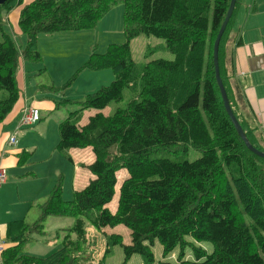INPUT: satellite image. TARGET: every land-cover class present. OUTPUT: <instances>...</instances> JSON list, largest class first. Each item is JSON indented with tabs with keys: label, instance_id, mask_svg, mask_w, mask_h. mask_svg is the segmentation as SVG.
<instances>
[{
	"label": "trees",
	"instance_id": "1",
	"mask_svg": "<svg viewBox=\"0 0 264 264\" xmlns=\"http://www.w3.org/2000/svg\"><path fill=\"white\" fill-rule=\"evenodd\" d=\"M117 1L34 0L26 5L25 0H7L0 5V91L6 93L0 99V125L21 97L17 75L22 63L41 59L39 35L92 30ZM240 2L220 43V74L236 118L252 145L264 152L255 128L238 112L225 68L224 45ZM230 3L123 0L126 42L111 45L105 54L93 53L87 63L95 72L112 68L115 79L78 102L79 109L58 126L59 152L92 148L95 158L88 168L94 178L82 190L73 191L70 200H64L59 178L37 222H10L3 238L9 248L1 254L2 264H93L85 257L87 227L101 233L119 226L131 232L129 245L110 236L114 245L123 248L122 264L134 255L143 256V264H264V159L249 151L237 134L214 68V44ZM18 9V26L27 37L25 50L12 31L3 28L4 15ZM141 35L163 39L174 59L150 61L138 70L131 42ZM137 81V95L125 108L107 114L111 103L124 100L126 89H136ZM60 89L39 87L43 94H59ZM59 101L55 110L62 104H77ZM86 111L94 113L85 118ZM189 148L202 157L181 163L151 160L159 150L187 153ZM122 170L129 174L123 182L118 180ZM117 185L120 198L113 214L107 205ZM50 218H71L75 225L63 239L56 237L61 243L50 254L31 253L29 246L47 235ZM156 241L163 248L161 261H156L152 250ZM204 243L212 245L211 252ZM177 249V261H165ZM187 249L193 252L192 260L186 258ZM97 264H104V259Z\"/></svg>",
	"mask_w": 264,
	"mask_h": 264
},
{
	"label": "rangeland",
	"instance_id": "2",
	"mask_svg": "<svg viewBox=\"0 0 264 264\" xmlns=\"http://www.w3.org/2000/svg\"><path fill=\"white\" fill-rule=\"evenodd\" d=\"M17 12H19V9L4 15L3 19L5 20V25H3V28L7 33H9L8 29L10 32L12 31L18 46L22 50H25L27 48V37L20 34L21 30L16 21ZM123 13V0H118L116 4L112 5L110 11L105 15L103 20L92 30L58 32L51 36H46L45 34L39 35L37 48L41 55V59L38 62H25L27 67H33L34 69L27 70V73L30 75L28 78L38 81V86L44 84L45 86L60 87L61 89L58 91V96L65 100H75L77 104L74 106L62 104L59 111L53 114L42 111L40 112V122L34 125L24 126L22 130L19 131L18 135L28 134V139L30 140L27 148L28 152H32L31 149L34 146L36 149L42 144L52 143L57 147L59 143V123L68 117L70 112L78 110V102L83 100L89 93L100 90L113 82L115 73L112 68L95 72L87 67V63L93 53L104 54L111 45L119 46L118 44L121 45L126 42ZM131 52L138 70H142L150 61L174 59V55L167 49L165 41L154 36L141 35L133 39L131 42ZM136 83L137 87L135 90L132 88L125 90L123 101L110 104L106 110L107 114L112 115L116 112L117 108L126 107L131 101L132 96L137 95L140 90V81ZM36 91L38 93L37 87ZM52 95L57 97L56 94ZM3 96H6V93L0 91V99L3 98ZM90 113H92V111H86L83 115L87 116ZM25 138L26 135L22 138L20 136L19 141ZM32 157L33 155L28 156V158ZM201 157L202 153L193 148H189L187 153L166 149L153 153L151 155V160L168 159L172 162L181 163L184 161L194 162ZM94 158L95 155L92 152V148L73 149L65 151L64 153L55 150L50 158L52 162L49 167H52V170L58 168V171H60L59 174L61 173L63 175L68 168H71L70 172L68 171V183L74 184V189H82L84 185L81 183V180H85L88 174H90L87 166L93 163L92 161ZM36 166L37 165H33L32 167L31 162H28L24 167L18 169L19 171H17V176L14 177V181H11L10 177H8V184L32 186L31 183L34 181H45V176L36 171ZM30 171L35 172L36 178H34L32 174H28ZM127 178L128 177L124 179V175H121V182L125 181ZM64 192V200H70L73 195L72 187H67L65 184ZM42 203H44V201H42L41 204ZM32 208L33 211L31 212L30 219L27 220L29 224H34L41 216L39 206L33 205ZM112 209H114V207H112ZM59 224L62 226L60 229L57 227ZM74 225L75 220L71 218H51L46 223V231L49 237L43 236L42 240L39 238L38 242H33L29 246L28 251L41 256L50 254L56 249V246L61 243V240H57L54 243L52 241L56 232L66 234L65 231L71 229ZM122 229L127 233L130 232L129 229ZM87 232L88 250L85 253V257L91 259L93 264H97L103 259L104 264H122L124 262L125 254L121 245H114L110 237L101 238L98 239V241H92L90 243L89 235L94 233V231L92 228L87 227ZM63 236L64 235H62L61 239H63ZM2 245L7 244L3 242ZM98 245H100L101 248H99ZM203 246L210 252L213 249L210 243H204ZM93 248L98 249V255L93 251ZM152 250L156 260L161 261L163 259V248L158 241H156ZM107 251L109 252L107 253ZM179 253L180 250L177 249L170 255L168 260L175 262ZM186 257L188 260L193 259V252L191 249L186 250ZM142 263H144V259L143 256L140 255H134L128 262V264Z\"/></svg>",
	"mask_w": 264,
	"mask_h": 264
},
{
	"label": "crops",
	"instance_id": "3",
	"mask_svg": "<svg viewBox=\"0 0 264 264\" xmlns=\"http://www.w3.org/2000/svg\"><path fill=\"white\" fill-rule=\"evenodd\" d=\"M33 1L34 0H25V4L28 5ZM19 14L20 9L19 12L16 13L17 24ZM224 50L226 52L225 68L230 77L229 85L237 101L238 112L244 121L246 120L248 124L253 125L260 145L264 149V0H241L228 31ZM25 62L22 63L21 69L17 75L21 97L12 113L0 125V170H4L6 175L5 183L0 185L1 239L4 238L6 227L10 222L25 220L26 223L29 224L27 220L30 219L31 212L33 211L32 206L36 205L41 208L42 204L48 200L59 178L63 179V198L65 194V184L67 187H72L73 193V191L85 188L90 180L94 178L91 173L88 174L85 180H81L84 187L82 189H74V184L68 183V171L70 172L71 168H68L63 175L61 173L59 174L60 171H58V168L52 170V167H49L52 162L50 159L52 153L55 152V150L58 151L54 144H42L36 149L34 146L31 149L32 152H28L27 148L30 140L28 139L27 133L18 135V139H20V136L22 138L25 135L26 138L19 141L17 146H11L9 144V137L14 132L19 134V131L26 126L22 125V120L25 111L29 107L37 108L40 112L45 111L49 114L59 111V109L55 110V102L59 101L61 97L56 93L57 97H54L55 95H52L53 93H41L39 87L44 84L38 86V81L28 78L30 75L27 73V70L34 69L33 67H27ZM93 113L88 114L85 118H88ZM30 155H33V157L28 158ZM28 162H31L32 167L33 165H37L35 167L37 169L36 171L45 176V181H34L31 183L32 186L8 184V177H10L11 181H14V177L17 176V171H19L18 169L24 167ZM28 174H32V176L36 178L35 172L30 171ZM119 175L120 178L121 175H124V179L128 177L125 170L118 172V179ZM120 188L121 187L117 185L113 201L107 205V208L113 214H115L118 209ZM42 201H44V203L41 204ZM112 207H114V209H112ZM57 227L60 229L62 226L59 224ZM121 227L122 226H119L114 229L105 228L102 229L101 233L97 232L93 227H90L94 231V233L89 235V237L93 239L90 242L98 241V239L101 238L117 236L123 238L124 244H131V232L127 233L122 229L125 227ZM62 235H64V233L56 232V235L52 238L53 243L57 241L56 237ZM46 236L49 237V234L47 233ZM42 239L43 238H41V240ZM98 247L101 248L100 245H98ZM7 248H9V245H4V250ZM3 251L0 252V258ZM93 251L96 254L98 253V249L93 248ZM0 264H2L1 260Z\"/></svg>",
	"mask_w": 264,
	"mask_h": 264
},
{
	"label": "water",
	"instance_id": "4",
	"mask_svg": "<svg viewBox=\"0 0 264 264\" xmlns=\"http://www.w3.org/2000/svg\"><path fill=\"white\" fill-rule=\"evenodd\" d=\"M7 0H0V5H4L6 3ZM236 3L237 0H231L229 9L227 11V15L224 19V22L221 26V29L218 33V36L216 38L215 44H214V68H215V73H216V81L218 84V87L220 89L221 95H222V99L224 102V106L226 109V112L228 113L236 131L237 134L239 135V137L243 140V142L245 143L246 147L248 148L249 151H251L253 154H255L256 156L264 159V152L258 150L257 148H255L252 143L250 142L249 138L247 137V134L245 133V130L243 129V127L241 126L240 122L238 121V119L236 118L230 101H229V97L225 88V85L223 83V80L221 78V74H220V65H219V49H220V43L221 40L226 32V29L228 27V24L233 16L235 7H236Z\"/></svg>",
	"mask_w": 264,
	"mask_h": 264
},
{
	"label": "built area",
	"instance_id": "5",
	"mask_svg": "<svg viewBox=\"0 0 264 264\" xmlns=\"http://www.w3.org/2000/svg\"><path fill=\"white\" fill-rule=\"evenodd\" d=\"M40 120V114L39 111L35 108H30L25 111L23 120H22V125H31L35 124ZM9 144L11 146H17L18 145V134L17 132H14L10 137H9ZM6 181V175L4 170H0V185L4 184ZM3 241L0 237V252L4 250V245H2Z\"/></svg>",
	"mask_w": 264,
	"mask_h": 264
},
{
	"label": "clouds",
	"instance_id": "6",
	"mask_svg": "<svg viewBox=\"0 0 264 264\" xmlns=\"http://www.w3.org/2000/svg\"><path fill=\"white\" fill-rule=\"evenodd\" d=\"M120 181V179H118ZM118 187H120V185H118Z\"/></svg>",
	"mask_w": 264,
	"mask_h": 264
},
{
	"label": "bare ground",
	"instance_id": "7",
	"mask_svg": "<svg viewBox=\"0 0 264 264\" xmlns=\"http://www.w3.org/2000/svg\"><path fill=\"white\" fill-rule=\"evenodd\" d=\"M121 179V178H120Z\"/></svg>",
	"mask_w": 264,
	"mask_h": 264
}]
</instances>
